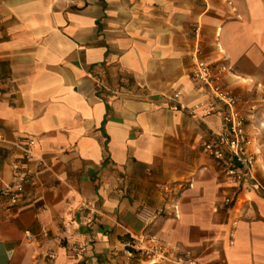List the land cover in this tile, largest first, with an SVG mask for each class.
Instances as JSON below:
<instances>
[{
    "label": "crops",
    "instance_id": "1",
    "mask_svg": "<svg viewBox=\"0 0 264 264\" xmlns=\"http://www.w3.org/2000/svg\"><path fill=\"white\" fill-rule=\"evenodd\" d=\"M196 47L259 104L264 185V0H0V264H146L157 243L264 264V195L207 151L225 124L206 114L220 105L192 75ZM15 163L28 179L11 206Z\"/></svg>",
    "mask_w": 264,
    "mask_h": 264
},
{
    "label": "built area",
    "instance_id": "2",
    "mask_svg": "<svg viewBox=\"0 0 264 264\" xmlns=\"http://www.w3.org/2000/svg\"><path fill=\"white\" fill-rule=\"evenodd\" d=\"M192 58L193 77L211 93L214 105H220L218 109H208L206 114L217 113L225 124L223 130L208 145L209 155L220 164L231 184L238 186L248 182L253 189L264 195V185L254 175L257 157L248 148L250 135L247 131L249 116L257 111L259 104L257 102L248 103L247 100L240 99L238 94L224 83L223 73L232 71L226 64H209L201 57L200 47L195 48ZM1 96L2 87L0 86V98ZM179 98V92H176L172 97L177 101ZM262 101L264 102V97ZM247 103V108L244 109L243 104ZM181 106L184 107L183 104ZM195 108L191 110L194 111ZM2 142H5V138L0 133V143ZM15 144L17 148L21 149L24 158L30 159L33 156L32 147L35 144L33 139L19 138ZM13 174L15 182L6 190L8 203L11 206L18 204L20 196L25 190L24 182L28 179L27 173L20 163L14 164ZM239 201L238 197H226L224 202L226 206H234ZM173 208L174 214L178 216V206L174 205ZM146 214H141V217L145 218ZM140 250L145 254L146 264H201L188 252L181 255L169 253L166 247L160 243L142 247Z\"/></svg>",
    "mask_w": 264,
    "mask_h": 264
}]
</instances>
